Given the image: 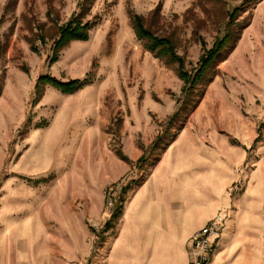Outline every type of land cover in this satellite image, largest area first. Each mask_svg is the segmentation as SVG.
<instances>
[{
  "label": "rangeland",
  "instance_id": "374dc122",
  "mask_svg": "<svg viewBox=\"0 0 264 264\" xmlns=\"http://www.w3.org/2000/svg\"><path fill=\"white\" fill-rule=\"evenodd\" d=\"M159 163L264 205V0H0V264L17 237L108 258Z\"/></svg>",
  "mask_w": 264,
  "mask_h": 264
},
{
  "label": "crops",
  "instance_id": "0c3cea01",
  "mask_svg": "<svg viewBox=\"0 0 264 264\" xmlns=\"http://www.w3.org/2000/svg\"><path fill=\"white\" fill-rule=\"evenodd\" d=\"M160 165L155 168V177L133 195L131 203L137 210L126 217L120 234L109 244L108 258H81L72 244H54L50 238L40 244L35 240L24 250L17 237L16 248L13 246L10 253L15 258L2 260L1 264H188L187 240L206 226L220 208L225 210V221L216 241L214 264H264L261 199L254 200V210L249 212L243 196L241 210L233 213L219 206L221 199L200 189L197 179L184 177L179 167L173 165L166 170ZM134 252L141 257L133 258ZM19 254L21 257H17Z\"/></svg>",
  "mask_w": 264,
  "mask_h": 264
},
{
  "label": "built area",
  "instance_id": "2783aa9c",
  "mask_svg": "<svg viewBox=\"0 0 264 264\" xmlns=\"http://www.w3.org/2000/svg\"><path fill=\"white\" fill-rule=\"evenodd\" d=\"M225 221V210L220 208L210 222L195 231L188 239V264H214L216 241Z\"/></svg>",
  "mask_w": 264,
  "mask_h": 264
},
{
  "label": "trees",
  "instance_id": "16d2710c",
  "mask_svg": "<svg viewBox=\"0 0 264 264\" xmlns=\"http://www.w3.org/2000/svg\"><path fill=\"white\" fill-rule=\"evenodd\" d=\"M238 14L234 15H230V22L228 24V28L230 29V31L226 34V39L228 38L229 42L232 46L234 47L237 43V41L240 39V31H236V33H238L236 36L233 35V29L232 27H234V22L236 20ZM131 21L133 23V26L137 32L138 38L141 39L142 41L146 42V46H148L150 48V50L152 49L153 51H157V49H160V47H165V42L166 40L161 39V41L154 39V42L152 43L150 39L153 40L152 37H150V39H147L146 35L148 34L146 30H142V18L137 16V15H133L131 18ZM86 28H88V24L84 25L80 20L76 21H71L68 23V25L66 27L62 28L63 34L64 35V39L62 40V36L61 39L59 40L60 43H66L72 40H86L88 38V34L86 31ZM238 29V28H237ZM156 41H158L160 43V45H157ZM167 43V42H166ZM165 50H168L167 47H165ZM156 53V52H155ZM73 83V82H72ZM77 83V81H76ZM80 86H78L79 88ZM71 90V89H70ZM120 213V212H119Z\"/></svg>",
  "mask_w": 264,
  "mask_h": 264
}]
</instances>
